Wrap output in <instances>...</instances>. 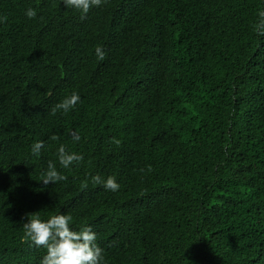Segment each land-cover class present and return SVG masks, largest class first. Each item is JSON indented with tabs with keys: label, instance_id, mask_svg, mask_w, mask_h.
<instances>
[{
	"label": "trees",
	"instance_id": "16d2710c",
	"mask_svg": "<svg viewBox=\"0 0 264 264\" xmlns=\"http://www.w3.org/2000/svg\"><path fill=\"white\" fill-rule=\"evenodd\" d=\"M261 11L102 0L81 19L64 0H0V264H41L21 242L34 213L91 227L103 264H264ZM61 145L83 161L62 168ZM50 161L68 179L44 186Z\"/></svg>",
	"mask_w": 264,
	"mask_h": 264
},
{
	"label": "clouds",
	"instance_id": "9594fccd",
	"mask_svg": "<svg viewBox=\"0 0 264 264\" xmlns=\"http://www.w3.org/2000/svg\"><path fill=\"white\" fill-rule=\"evenodd\" d=\"M101 3L102 0H64L66 7L81 11V19L85 18L91 7L100 6ZM26 15L32 19L36 17L37 13L34 9L29 8ZM259 17L255 30L260 35H264V11L259 13ZM3 20L6 22L7 17H3ZM95 51L100 60L105 58V52L101 47L97 46ZM79 100L80 96L73 92L56 104L51 113L55 115L58 110H62L66 114L77 105ZM72 138L79 141L80 136L73 135ZM50 139L57 141L59 137L53 135ZM114 142L117 146L121 143L119 140ZM43 147V141L34 143L32 153L39 156ZM57 155L59 164L64 169H68L74 163L79 164L84 159L83 155L69 152L63 145L59 147ZM67 179V176L62 175L57 170L56 164L50 161L47 171L42 173L39 182H42L44 186H48ZM91 179L93 184L103 185L107 190L117 191L119 189V184L114 177H108L105 181L99 175H96ZM82 187H87V181L82 183ZM27 215L28 220L23 223L24 235L21 237V242L29 244L30 247L43 246L46 249V255L42 258L41 264H103V250L97 245V236L91 227H82L79 231L72 230L70 228L71 215H53L47 222H43L36 213Z\"/></svg>",
	"mask_w": 264,
	"mask_h": 264
}]
</instances>
